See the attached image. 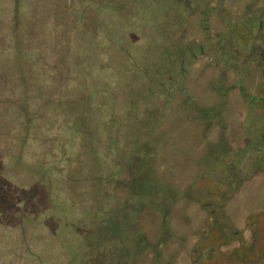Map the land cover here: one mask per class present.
Segmentation results:
<instances>
[{
	"label": "rangeland",
	"instance_id": "374dc122",
	"mask_svg": "<svg viewBox=\"0 0 264 264\" xmlns=\"http://www.w3.org/2000/svg\"><path fill=\"white\" fill-rule=\"evenodd\" d=\"M251 17L264 23V0H0V264H192L211 222L189 196L210 188L217 205L222 189L201 175L190 185L206 169L197 109L226 102L239 128L233 67L249 92L264 79V24L241 23ZM139 168L152 195H131ZM115 210L128 216L118 238L102 228ZM226 214L245 242L251 219L264 246V171Z\"/></svg>",
	"mask_w": 264,
	"mask_h": 264
},
{
	"label": "trees",
	"instance_id": "16d2710c",
	"mask_svg": "<svg viewBox=\"0 0 264 264\" xmlns=\"http://www.w3.org/2000/svg\"><path fill=\"white\" fill-rule=\"evenodd\" d=\"M206 14L208 15V13ZM204 22L206 23V19L203 21V31L206 32L207 25L204 24ZM256 22H258V25L260 26L264 24L260 23L259 20L254 17L244 19L241 23L245 26H251ZM238 24L239 23L235 26ZM199 52H201L200 48ZM230 61L233 60L230 59ZM261 64L262 62L259 61L257 63V67L262 70L264 67L263 64L262 66ZM231 66L233 65H229L228 67L231 68ZM233 68L235 70L234 73L238 76V78L232 88L237 89V94L244 106V113L240 117L239 128L228 129L227 120L229 110L226 107V102L224 103L220 101L217 104L205 107L201 106L197 109L196 120L199 121L201 141L203 142L207 153L205 159L203 158L206 169L204 173L198 175L195 171L193 173L195 179L192 180L190 185H192V183L199 178L198 176L201 175V177L206 178L205 180L210 184H216L222 189L219 195L220 199L219 201H216L219 202L217 205L211 203V200H209L210 198H208L209 195L213 194L210 188L207 189L206 195L199 197H193L192 195L189 196L190 199L199 203L202 209L207 212L211 222L207 233L204 234L205 237L199 241L202 242L201 245H199L197 240V244L195 243L196 245L193 250H191L193 257L191 261L192 264H198L202 259L208 257L215 260L223 255L220 252L221 248L232 244H236V248L234 247L235 250H233V252H228L230 253V256L225 255L226 253H224L223 260L225 264H264V246H256V236L252 229L253 223H250L251 219H246V226L249 227L252 235L249 241L245 242L243 241L242 232L231 222L226 214L227 203L240 191L242 186L254 178L257 173L264 171V79L256 92H249L248 88L243 84L244 77L242 76V73H240L241 68L236 66ZM222 71L225 72L224 70ZM221 90L222 89L220 88V95L226 96V94L221 92ZM81 116H84V114L82 113ZM214 124L220 126L218 129L219 142L209 143L206 136L211 133L210 131L214 128ZM83 128L85 131L82 132H87L86 125ZM147 131L152 130L149 128ZM145 156L141 159L142 161H146ZM99 162H101V160H99ZM145 172L147 173H141V168L137 171V173L140 174L141 180L137 182V187L134 188L131 195H152V193H154L157 189V182L154 178H150L148 176L151 172L146 169ZM102 175L103 173L98 176L101 181ZM135 189L138 191H135ZM99 210L100 213L97 215L99 218L107 214L106 211H102L101 208H99ZM108 215L110 220H104L102 228L105 226V231L109 232L111 237L115 238V236H117L118 238V234L122 233L121 229L123 228V218L127 216L126 212L123 210H115L109 212ZM220 226H222L221 230L225 229V231H221ZM214 231H218L217 242H219V244L215 247H209V242L214 240L212 236ZM111 237L110 239H113ZM135 242L139 244L136 245V247H138L136 249L137 253L138 251H141V248L145 247V245L141 240V236L135 239ZM205 243L208 244L205 245ZM201 246L204 247V250L198 252V249H202ZM125 251L128 255L129 250H123L122 252ZM235 251H237V257L235 254L231 256V254ZM253 254L257 255V262L256 260L251 259Z\"/></svg>",
	"mask_w": 264,
	"mask_h": 264
}]
</instances>
